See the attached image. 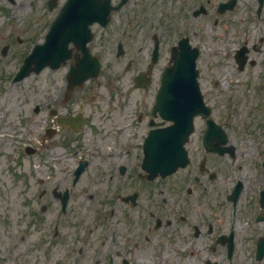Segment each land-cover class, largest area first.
Listing matches in <instances>:
<instances>
[{"label":"flooded vegetation","instance_id":"obj_1","mask_svg":"<svg viewBox=\"0 0 264 264\" xmlns=\"http://www.w3.org/2000/svg\"><path fill=\"white\" fill-rule=\"evenodd\" d=\"M228 1L100 0L109 16L90 24L86 43L101 62L98 78L68 90L70 69L86 58L71 44L56 70L62 78L39 105L23 108L28 116L0 107V244L10 251L0 264H264V118L221 121L223 79L200 81L214 123L194 120L186 167L153 175L144 151L150 130L169 124L153 109L162 73L185 43L197 50L200 80L205 44L208 74L236 63L243 46L248 69L264 64V36L246 33L231 52ZM218 40L227 57L215 59ZM42 42L20 28L0 31L3 105L28 79L14 83L5 69L19 68ZM257 73L254 87L263 91ZM225 79L231 94L241 85L233 73Z\"/></svg>","mask_w":264,"mask_h":264},{"label":"rangeland","instance_id":"obj_2","mask_svg":"<svg viewBox=\"0 0 264 264\" xmlns=\"http://www.w3.org/2000/svg\"><path fill=\"white\" fill-rule=\"evenodd\" d=\"M47 0H15V4H10L7 0L1 1L0 4V31H6L7 29H17L21 28L22 32L25 33L27 39H30L32 42L43 40V36L46 34L49 29V24L53 18H55L56 10L53 12H48ZM64 0H59V6ZM255 0H239L238 8L235 12L228 16L229 25L231 26L230 30V41H231V52L233 48L237 46L236 39L241 41V39L246 36V33L257 40V38L264 36V12L262 19L258 20L253 17L255 15L254 7L252 6ZM257 7V6H256ZM255 7V8H256ZM3 10V11H1ZM249 10L248 13H246ZM248 15V17H247ZM247 17V18H246ZM223 40H218L214 45H210L213 48L217 49L220 53L219 56L215 59L227 57V54L223 48L220 46H226ZM208 44L204 45L205 58L200 63L203 74L201 75V81L206 84V80L209 83L211 75H214V78L217 77L223 79L225 75L235 73L237 71L235 64L230 62L223 61L216 65L213 73H209L211 68L208 60H213L207 51ZM21 49V48H20ZM15 55L12 54V60H14ZM113 58L111 55L108 56V60L104 61L106 64L110 63ZM264 62V61H263ZM17 70L16 63H13L11 66H8L5 69L6 73H14ZM257 71L264 72V64L260 68L250 69L242 71L240 74L237 73V76H234V81H239L242 85L235 86V91L232 92L234 99V111L232 116L229 118V112L225 108L226 104L229 101L227 95H232L229 93V90L225 86V83H221V96L217 98V107L221 113H217L219 119L226 121L233 120H242L245 119H254L255 117L264 118V91L260 92L258 90V84L254 87V83L260 79L256 78L259 76ZM63 71H51L44 70L42 76L31 75L30 78L20 83V85L14 86L10 93L11 97L9 99V106L3 105V101L0 102V107L9 109H16L17 113L23 112L28 116L29 112L24 111L23 108L32 109L33 107L39 105L41 102L44 91H52L55 89V86L52 85L51 81L53 79L62 78ZM251 75L254 76L253 80L249 81L248 78H251ZM261 76V74H260ZM127 81V80H125ZM1 82V80H0ZM249 82H252L250 84ZM23 89L24 94L22 93ZM224 104V106H222ZM225 117V119H224ZM1 201V200H0ZM5 253H10L9 244L2 245L0 244V254L5 255Z\"/></svg>","mask_w":264,"mask_h":264},{"label":"water","instance_id":"obj_3","mask_svg":"<svg viewBox=\"0 0 264 264\" xmlns=\"http://www.w3.org/2000/svg\"><path fill=\"white\" fill-rule=\"evenodd\" d=\"M262 2L263 0H260V5ZM71 7H87L83 15L89 17L100 14V12L91 10L89 3L70 0L63 8L59 21L52 24L51 31L46 37V43L35 48V51L26 59L21 76L31 73L32 64L36 65L34 67L35 72L46 65L51 68L60 66L64 60L63 57L68 53L67 45L70 39L66 40V38L73 34L76 29H80L70 25L74 20L71 22L72 15L66 10ZM62 32L68 35L61 37ZM37 62L39 65L36 64ZM175 65L174 69L164 72L161 91L158 95V105L155 107L161 112L164 120L173 121L175 124L152 132L146 143L147 154L154 167L163 168L167 171L176 169L185 163L184 144L193 129V118L199 113H205L203 98L197 83L194 57L186 55L184 59L176 60ZM96 74L94 73L93 76Z\"/></svg>","mask_w":264,"mask_h":264}]
</instances>
